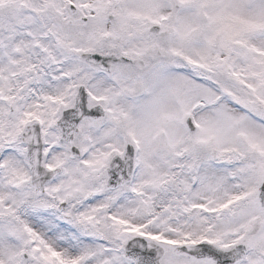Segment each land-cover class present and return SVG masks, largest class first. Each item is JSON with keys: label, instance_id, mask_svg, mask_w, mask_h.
I'll use <instances>...</instances> for the list:
<instances>
[{"label": "snow or ice", "instance_id": "1", "mask_svg": "<svg viewBox=\"0 0 264 264\" xmlns=\"http://www.w3.org/2000/svg\"><path fill=\"white\" fill-rule=\"evenodd\" d=\"M0 264H264V0H0Z\"/></svg>", "mask_w": 264, "mask_h": 264}]
</instances>
